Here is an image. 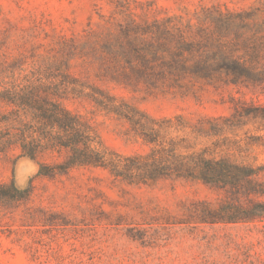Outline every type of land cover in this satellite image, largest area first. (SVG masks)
Listing matches in <instances>:
<instances>
[{"label":"rangeland","instance_id":"1","mask_svg":"<svg viewBox=\"0 0 264 264\" xmlns=\"http://www.w3.org/2000/svg\"><path fill=\"white\" fill-rule=\"evenodd\" d=\"M262 205L264 0H0V264H264Z\"/></svg>","mask_w":264,"mask_h":264},{"label":"trees","instance_id":"2","mask_svg":"<svg viewBox=\"0 0 264 264\" xmlns=\"http://www.w3.org/2000/svg\"><path fill=\"white\" fill-rule=\"evenodd\" d=\"M206 168L212 171L213 175L216 178L210 180L211 182L215 183H224L228 185H234L236 182H239L241 178L250 176L251 172H249L246 168L239 167L237 165H233L230 162L221 159L218 161L209 160L207 162H203ZM264 206V205H262ZM259 217L264 218V207L261 208L262 210H257ZM255 209V208H254ZM247 218L250 216H246Z\"/></svg>","mask_w":264,"mask_h":264}]
</instances>
